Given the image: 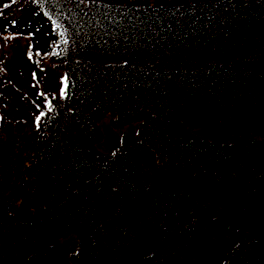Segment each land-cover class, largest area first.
I'll list each match as a JSON object with an SVG mask.
<instances>
[{
    "label": "trees",
    "instance_id": "obj_1",
    "mask_svg": "<svg viewBox=\"0 0 264 264\" xmlns=\"http://www.w3.org/2000/svg\"><path fill=\"white\" fill-rule=\"evenodd\" d=\"M15 44L63 85L0 103V264H186L210 233L264 264V149L202 129L264 138V0H0ZM107 118L138 139L99 152Z\"/></svg>",
    "mask_w": 264,
    "mask_h": 264
},
{
    "label": "rangeland",
    "instance_id": "obj_2",
    "mask_svg": "<svg viewBox=\"0 0 264 264\" xmlns=\"http://www.w3.org/2000/svg\"><path fill=\"white\" fill-rule=\"evenodd\" d=\"M10 50L12 52L8 53L7 58L0 63V83L4 84V79L11 76L17 90L8 92L10 96H8V98H2L0 103H11L14 105V109H18L21 107L22 100H30V102L35 105L40 103L37 95L41 92L58 93L60 91L63 85V76L61 73L49 67H45L42 71L36 73L35 70L30 69L26 64V55L19 49L18 44L13 45ZM59 93H61V91ZM34 105H30L31 110H37ZM33 114L34 111H31L28 116ZM15 116H18V114ZM102 129L104 140L97 146V149L103 154H112L126 144L138 139V124H131L121 129H114L110 125L109 118H107L102 122ZM202 129H204L203 135L214 141L233 142L244 146L264 149V138L224 137L218 134L211 125H205ZM232 248L233 243L230 240L220 236L218 233H210L209 236L200 242L195 252L186 259V264H223L227 253L230 252ZM63 249L68 250V252L72 250L66 243ZM146 252L147 249L144 246L136 247L131 251L125 264H137L138 260L143 257ZM51 264L68 263L61 255L56 254L51 257Z\"/></svg>",
    "mask_w": 264,
    "mask_h": 264
},
{
    "label": "bare ground",
    "instance_id": "obj_3",
    "mask_svg": "<svg viewBox=\"0 0 264 264\" xmlns=\"http://www.w3.org/2000/svg\"><path fill=\"white\" fill-rule=\"evenodd\" d=\"M246 147L253 148V149H257L256 147H253V146H246ZM258 149H259V148H258Z\"/></svg>",
    "mask_w": 264,
    "mask_h": 264
}]
</instances>
